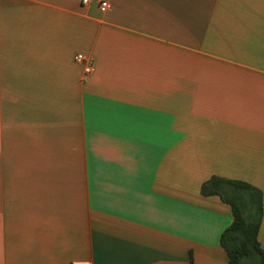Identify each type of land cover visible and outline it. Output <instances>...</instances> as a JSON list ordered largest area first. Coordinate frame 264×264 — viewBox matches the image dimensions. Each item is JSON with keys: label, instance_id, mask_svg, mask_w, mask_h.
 Segmentation results:
<instances>
[{"label": "crops", "instance_id": "1", "mask_svg": "<svg viewBox=\"0 0 264 264\" xmlns=\"http://www.w3.org/2000/svg\"><path fill=\"white\" fill-rule=\"evenodd\" d=\"M212 176L264 206V0H0V264H228Z\"/></svg>", "mask_w": 264, "mask_h": 264}, {"label": "trees", "instance_id": "2", "mask_svg": "<svg viewBox=\"0 0 264 264\" xmlns=\"http://www.w3.org/2000/svg\"><path fill=\"white\" fill-rule=\"evenodd\" d=\"M200 194L217 196L231 209L233 221L219 239L228 264H264L259 241L264 215L262 192L244 181L212 176L201 185Z\"/></svg>", "mask_w": 264, "mask_h": 264}, {"label": "built area", "instance_id": "3", "mask_svg": "<svg viewBox=\"0 0 264 264\" xmlns=\"http://www.w3.org/2000/svg\"><path fill=\"white\" fill-rule=\"evenodd\" d=\"M83 4H87L89 2V0H82ZM99 8L101 11H104L107 9V3L105 2H100L99 4ZM75 61L77 63H79L80 65H82L83 67V73L85 76L90 75L93 71V60L86 56V55H82L79 54L75 57Z\"/></svg>", "mask_w": 264, "mask_h": 264}]
</instances>
